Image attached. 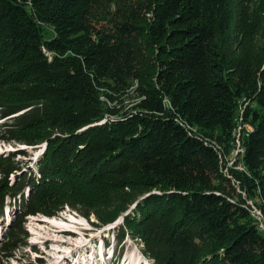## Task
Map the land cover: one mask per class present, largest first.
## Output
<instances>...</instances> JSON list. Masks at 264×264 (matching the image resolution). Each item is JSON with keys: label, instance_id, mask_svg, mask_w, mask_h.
<instances>
[{"label": "trees", "instance_id": "trees-1", "mask_svg": "<svg viewBox=\"0 0 264 264\" xmlns=\"http://www.w3.org/2000/svg\"><path fill=\"white\" fill-rule=\"evenodd\" d=\"M1 120L46 147L0 155V264L67 208L151 264H264V0H0Z\"/></svg>", "mask_w": 264, "mask_h": 264}, {"label": "rangeland", "instance_id": "rangeland-1", "mask_svg": "<svg viewBox=\"0 0 264 264\" xmlns=\"http://www.w3.org/2000/svg\"><path fill=\"white\" fill-rule=\"evenodd\" d=\"M127 98L126 106H133L136 97ZM0 123H3L1 120ZM248 129L249 127L246 126ZM242 132L240 125L237 126V133ZM45 148L27 147L19 145H9L0 140V155L22 151L25 152L18 160L24 166L23 171L36 170L40 155ZM235 148L231 149L228 160L230 167L235 165ZM241 169V167H236ZM13 177H11L12 179ZM14 204L8 200V203ZM255 215L259 216L256 211ZM55 223L51 224L49 221ZM9 219L0 218V246L6 239ZM92 222H97L93 219ZM123 223V218H119L116 223L106 228H97L82 216L72 212L69 208L61 212L58 217L30 216L27 218L26 229L29 232L27 242L32 247H26L15 253V257L9 264H25L32 262L39 264H77L86 260L87 264L97 261L104 264H139V257L144 264H151L143 254V245L138 240H133L126 236L123 242L118 245V229L114 228ZM115 229V230H114ZM264 230V229H262ZM60 241H63L60 246ZM37 250V251H34ZM122 252V254H121Z\"/></svg>", "mask_w": 264, "mask_h": 264}, {"label": "bare ground", "instance_id": "bare-ground-1", "mask_svg": "<svg viewBox=\"0 0 264 264\" xmlns=\"http://www.w3.org/2000/svg\"><path fill=\"white\" fill-rule=\"evenodd\" d=\"M49 223L53 224V223H55V221L53 220V222H52V220H50ZM59 243H60V246H61L63 241H60Z\"/></svg>", "mask_w": 264, "mask_h": 264}, {"label": "water", "instance_id": "water-1", "mask_svg": "<svg viewBox=\"0 0 264 264\" xmlns=\"http://www.w3.org/2000/svg\"><path fill=\"white\" fill-rule=\"evenodd\" d=\"M46 146H44L43 148H45ZM123 218V217H122ZM110 225H112V224H109V225H107V226H104V227H102V228H106V227H109ZM98 228V227H97ZM100 228V227H99Z\"/></svg>", "mask_w": 264, "mask_h": 264}]
</instances>
